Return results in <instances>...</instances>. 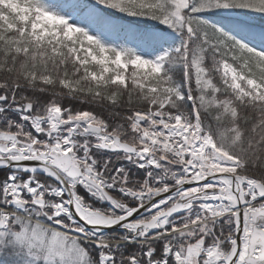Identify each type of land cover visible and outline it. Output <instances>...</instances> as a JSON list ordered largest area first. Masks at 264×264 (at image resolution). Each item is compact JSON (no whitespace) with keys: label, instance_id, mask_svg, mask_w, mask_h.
Listing matches in <instances>:
<instances>
[{"label":"snow or ice","instance_id":"6c2138e0","mask_svg":"<svg viewBox=\"0 0 264 264\" xmlns=\"http://www.w3.org/2000/svg\"><path fill=\"white\" fill-rule=\"evenodd\" d=\"M0 264H264V0H0Z\"/></svg>","mask_w":264,"mask_h":264},{"label":"trees","instance_id":"16d2710c","mask_svg":"<svg viewBox=\"0 0 264 264\" xmlns=\"http://www.w3.org/2000/svg\"><path fill=\"white\" fill-rule=\"evenodd\" d=\"M51 2L54 4H65V3H69L70 0H51ZM121 42H123V40H121Z\"/></svg>","mask_w":264,"mask_h":264}]
</instances>
